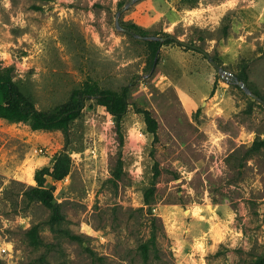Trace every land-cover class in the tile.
<instances>
[{"label": "rangeland", "instance_id": "obj_1", "mask_svg": "<svg viewBox=\"0 0 264 264\" xmlns=\"http://www.w3.org/2000/svg\"><path fill=\"white\" fill-rule=\"evenodd\" d=\"M128 1L0 0V66L15 68L39 109L66 102L88 77L129 86L130 102L124 144L96 101L69 140L0 120V264H254L264 255V146L252 149L264 141V105L177 42L151 68L147 40L116 26ZM120 22L199 46L264 99V0H139ZM136 108L158 120L157 140ZM64 150L71 173L47 184L65 217L53 227L51 211L23 192ZM34 226L43 245L31 243ZM153 242L145 260L141 246Z\"/></svg>", "mask_w": 264, "mask_h": 264}, {"label": "trees", "instance_id": "obj_2", "mask_svg": "<svg viewBox=\"0 0 264 264\" xmlns=\"http://www.w3.org/2000/svg\"><path fill=\"white\" fill-rule=\"evenodd\" d=\"M182 1L189 8L196 7L200 2V0ZM122 25L141 35H149L146 31L139 28L137 24L130 23L128 25ZM229 28L230 19L223 28L224 36L228 35ZM167 35L169 34H164V36ZM175 42V40L169 39L163 44ZM146 43L149 48L150 67L153 68L158 62L160 47L163 44H161L160 41L153 40L147 41ZM179 45L182 44L179 43ZM186 48L193 49L190 47ZM240 78L243 79L242 77ZM88 101H96L98 105L104 107L115 117L119 140L121 144H124L122 128L123 119L128 113L130 106L129 86H124L119 91L112 90L102 87L98 81L88 77L80 87L72 91L66 102L52 109L41 110L37 107L32 96L27 94L17 81L15 68L13 66H0V120L10 123H27L33 130L48 132L60 131L63 136L69 140L71 125L81 116ZM136 111L144 116L147 131L153 135L154 140H157L159 122L156 117L148 109L136 108ZM263 146V140L256 141L252 149H260ZM72 166L73 159L70 153L65 150L57 153L53 158L52 166H46L36 171V185L30 186L23 192L28 203L39 202L51 211L49 223L53 227L62 224L65 217L61 206L55 199V188L48 187L47 184L50 179L54 182H59L67 178L71 173ZM149 201L150 196H147V203H149ZM73 237L76 238V236ZM29 238L32 245L40 246L44 244L40 237L38 226L32 228ZM141 247L145 260H148L150 258V250L152 247H155V243L153 242L151 247L148 245H143ZM257 263L264 264V255L261 257V260L254 262V264Z\"/></svg>", "mask_w": 264, "mask_h": 264}, {"label": "water", "instance_id": "obj_3", "mask_svg": "<svg viewBox=\"0 0 264 264\" xmlns=\"http://www.w3.org/2000/svg\"><path fill=\"white\" fill-rule=\"evenodd\" d=\"M139 0H129L126 5L118 11L117 15H116V26L119 30L127 33V34H130L132 35L133 37L135 38H138V39H143V40H147V41H150V40H153V41H160L161 44H163L165 41L171 39V40H175L176 42L182 44L183 46H186V47H190V48H193L195 50H198V51H201L205 54V56L207 57V59L210 61V63L214 66V68L218 71V73L225 79L229 80V81H232L233 83L239 85L244 91L246 94L254 97L255 99H257L259 102H261L263 105H264V99L261 98L260 96L256 95L255 93L252 92V90L249 88V86L238 79V77H236L234 74H232L231 72H228L223 66H221L213 57L212 55L207 52L206 50H203L202 48H200L199 46L197 45H194V44H191V43H188L184 40H181L180 38H178L177 36L175 35H172V34H169L167 36H153V35H141L139 33H136L134 31H132L131 29L129 28H126V27H123L121 25V22H120V17L121 15L127 10L129 9L132 5H134L136 2H138Z\"/></svg>", "mask_w": 264, "mask_h": 264}, {"label": "built area", "instance_id": "obj_4", "mask_svg": "<svg viewBox=\"0 0 264 264\" xmlns=\"http://www.w3.org/2000/svg\"><path fill=\"white\" fill-rule=\"evenodd\" d=\"M8 251H9V249H7V248H3V252H4V253H8Z\"/></svg>", "mask_w": 264, "mask_h": 264}]
</instances>
